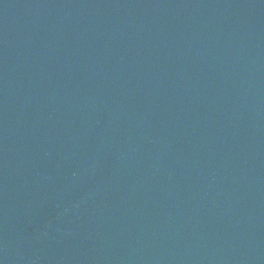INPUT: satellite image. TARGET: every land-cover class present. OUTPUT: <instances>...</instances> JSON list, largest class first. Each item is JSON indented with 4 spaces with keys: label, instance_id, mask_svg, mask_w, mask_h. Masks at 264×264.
Wrapping results in <instances>:
<instances>
[{
    "label": "water",
    "instance_id": "1",
    "mask_svg": "<svg viewBox=\"0 0 264 264\" xmlns=\"http://www.w3.org/2000/svg\"><path fill=\"white\" fill-rule=\"evenodd\" d=\"M0 264H264V0H0Z\"/></svg>",
    "mask_w": 264,
    "mask_h": 264
}]
</instances>
